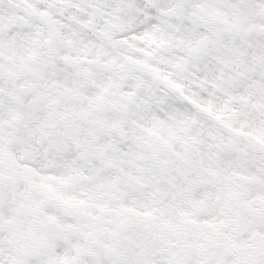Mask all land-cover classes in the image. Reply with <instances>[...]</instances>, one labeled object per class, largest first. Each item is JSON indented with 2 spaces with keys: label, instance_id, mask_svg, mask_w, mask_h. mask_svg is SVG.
I'll list each match as a JSON object with an SVG mask.
<instances>
[{
  "label": "snow or ice",
  "instance_id": "1",
  "mask_svg": "<svg viewBox=\"0 0 264 264\" xmlns=\"http://www.w3.org/2000/svg\"><path fill=\"white\" fill-rule=\"evenodd\" d=\"M0 264H264V0H0Z\"/></svg>",
  "mask_w": 264,
  "mask_h": 264
}]
</instances>
